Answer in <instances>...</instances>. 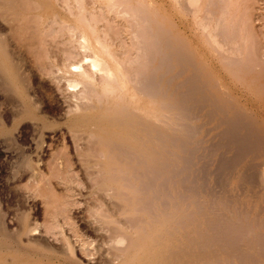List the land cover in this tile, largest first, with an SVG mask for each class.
Instances as JSON below:
<instances>
[{
  "label": "bare ground",
  "instance_id": "obj_1",
  "mask_svg": "<svg viewBox=\"0 0 264 264\" xmlns=\"http://www.w3.org/2000/svg\"><path fill=\"white\" fill-rule=\"evenodd\" d=\"M47 96L88 199L72 216L60 195L46 201L43 229L31 198L15 194L12 207L0 186V264H28L27 248L37 264H264V0H0V128L14 131L10 111L16 130L0 142L17 162L8 188L43 182L45 126L25 146L19 125L48 118ZM241 192L235 208L229 194ZM229 221L239 232L227 240L217 227Z\"/></svg>",
  "mask_w": 264,
  "mask_h": 264
},
{
  "label": "rangeland",
  "instance_id": "obj_2",
  "mask_svg": "<svg viewBox=\"0 0 264 264\" xmlns=\"http://www.w3.org/2000/svg\"><path fill=\"white\" fill-rule=\"evenodd\" d=\"M226 82L228 83V84H232V82L228 79V78H226ZM52 85V84H51ZM54 85V84H53ZM45 87H46V89H50L48 86H46L45 85ZM235 87V86H234ZM236 92H238L239 94H241V95H243V97H242V99L243 100H245L244 102L247 104V106L250 108H252V109H259V108H261L262 106H261V104L259 103V101H257L256 99H255V97H253L251 94L249 95V94H245L244 92H243V90L242 89H240V88H237L236 87ZM241 90V91H240ZM63 91V92H62ZM50 93L52 92V90L50 89V91H49ZM54 94L56 95V97L57 98H59L62 102H64L65 101V95H67L66 93V91H64V89L63 88H59L57 85H54ZM47 97H49V96H47ZM46 97V99H47V106L48 107H50V108H52V111H51V113H49L48 115H47V117L49 118H46V116H38L39 118L38 119H35L36 121H34V120H31L30 118H25V119H23V120H21V122H20V127H21V129H23L22 130V132H23V139H25L24 140V142H25V146H35V142H33V141H35V140H33L34 138H36L37 136H39L40 135V131H38L39 130V128H41V126H42V124H44V126L45 127H43L42 129L45 131L44 133H45V140H46V142L44 143V146H43V148H42V150H36V149H34L33 151V155L34 156H36L35 154L38 152V153H40L41 152V154H42V157H43V161H42V163H40L41 165H39L40 166V171L39 172H41V173H39V177H37L39 180H41V181H43V182H41V185L39 186V185H37L36 186V184H37V181H34L33 180V178H25V179H23L21 182H19V183H17L19 186H17L16 187V190H14L15 188H8V182H9V184H10V182H12L13 183V181H12V179L11 180H7V178L8 179H10V178H12L13 176L12 175H10L11 173V169L12 168H14L15 167V165L17 164V162L15 161V160H9L8 161V158L6 157V156H4V153L2 152V153H0V186H3L4 187V189L6 190V192H8V194H9V192H10V196L8 195V194H6V198L7 197H9V200H10V204H11V206L13 207V204H14V206L16 207V196H15V194L16 195H18L19 194V196H21V194L24 192V193H26L25 195L26 196H28V197H30L31 198V201H29L30 202V205H32V207H34V210L36 211V212H38V217H39V220H40V223L42 224V226L44 227V225H45V215H46V206L45 205H47V202L51 199V200H54L56 197H57V195L59 196V198L57 197L55 200H58V201H64L65 203H68L67 205H65L64 207H66V206H70V205H72V207L71 208H75V209H69L70 210V212H69V210L67 209V211H66V215L67 216H72L73 215V212H74V210H76L77 211V209L79 210V208H77L78 206H81V209L82 208H84L85 207V203L87 202V196H85V197H82V196H80L79 194H77V191H76V188H77V186H78V188H80V189H82V190H84V188H82L83 187V183H82V180H80L79 178H80V174H79V172H81L80 171V167H79V165H78V163L76 164V163H74V162H72V160L74 161V158H73V156L72 155H74L73 153H72V151L70 150L71 148H70V146H69V144H67V140H60V139H55V137H54V135H53V130H51L50 129V127L51 126H55V127H57V126H59V125H61L62 123H60L59 124V122H54L53 121V119L54 120H58V118L60 117V111H61V107H59L60 105H58V103L56 104V102H55V99H53V98H51V97H49V98H47ZM63 98V99H62ZM54 101L53 103L51 102V101ZM54 105H52V104ZM258 103V104H257ZM51 104V105H50ZM50 105V106H49ZM9 106H11V105H9ZM56 106H58V107H56ZM260 106V107H259ZM54 109V110H53ZM11 112L9 111V114H8V116H10V117H8V118H6V121H7V123H8V125L11 127V128H14V131H9V132H4L3 130H1V128H0V132L1 131H3V132H1V134H0V142L3 140V136H6L7 134L9 135H11L12 133H15L16 132V130H15V127L14 126H12V121H11V115L12 114H10ZM261 114H263L261 117L263 118L264 117V112H261ZM52 115V116H51ZM59 116V117H58ZM42 117H45V118H43L42 119ZM55 117V118H54ZM47 119V120H46ZM52 121H51V120ZM48 120H49V122H48ZM38 121L40 122V123H38ZM45 121V122H44ZM36 122V123H35ZM52 122V123H51ZM62 126L63 125H61V127H57L56 128V130L58 131V136L59 135H61V136H63V134H62V132L64 131L63 129H62ZM1 127V126H0ZM5 128V127H4ZM59 130H61V131H59ZM5 134V135H4ZM35 134H36V136H35ZM47 134V135H46ZM53 135V136H52ZM54 137V138H53ZM50 138V139H49ZM56 138H57V136H56ZM27 139V140H26ZM28 141V142H27ZM31 143H30V142ZM50 145V146H49ZM66 148V149H65ZM1 150L2 149H0V152H1ZM45 150V151H44ZM56 150V151H55ZM35 151H37V152H35ZM59 151V152H58ZM70 151V152H69ZM48 152V153H47ZM54 154H53V153ZM64 152V153H63ZM70 153V154H69ZM58 154V156H62L63 157V159L65 160H63L64 161V164L65 165H63V167H64V169L66 170V172H63V169H62V166H55V167H52L53 165L51 164V162L53 161V159H56L55 157H57L56 155ZM2 155V156H1ZM3 156H4V159H2L3 158ZM51 156V157H50ZM69 156H71V157H69ZM6 157V158H5ZM51 158V159H50ZM72 158V159H71ZM6 159V160H5ZM4 160V161H3ZM3 161V162H2ZM67 162H68V164H67ZM11 163V164H10ZM43 163H45V164H43ZM75 165V166H74ZM78 165V166H77ZM42 166V167H41ZM66 166V167H65ZM77 167H79V168H77ZM43 168V169H42ZM58 168V169H57ZM72 168V169H71ZM76 168V169H75ZM42 169V170H41ZM53 169V170H52ZM56 171H55V170ZM51 170V171H50ZM47 172V173H46ZM52 172V173H51ZM37 173V174H38ZM60 173V174H59ZM65 173H67L69 176H71L72 177V179H73V184H71V185H68V187H67V185L64 183V179L62 178V176H66V174ZM216 173H217V171L216 172H214L213 174H214V176L212 177V179L215 181V179H217V176H218V173H217V175H216ZM11 176V177H8L9 175ZM64 174V175H63ZM7 175V176H6ZM44 175V176H43ZM67 175V176H68ZM38 176V175H37ZM51 176V177H50ZM59 176H61L60 178H58ZM77 176V177H76ZM78 176H79V178H78ZM4 177V178H3ZM43 177V178H42ZM214 177H216L215 179H214ZM51 178H52V180H54L53 182H51V181H49L48 179H50L51 180ZM76 178H78V179H76ZM56 179V180H55ZM28 180H29V182H28ZM78 180V181H77ZM213 180H212V182H211V186L212 187H214L215 189V193L216 194H218L217 192H219V189H217L218 187H216V184L214 183V185H213ZM8 181V182H7ZM55 181H56V183H55ZM57 181H60V182H58L57 183ZM63 181V182H62ZM50 182V183H49ZM35 183V184H34ZM46 183H48V184H46ZM32 184H33V186H32ZM45 184V185H44ZM66 186H65V185ZM76 184V185H75ZM80 184V185H79ZM82 184V185H81ZM49 185V186H48ZM61 185V186H60ZM62 185H64L63 187H62ZM13 186V184H11V187ZM24 186V187H23ZM28 186V187H27ZM33 187V188H31V187ZM51 186V187H50ZM73 186V187H72ZM49 187V188H48ZM70 187V188H69ZM37 188V189H36ZM41 189V190H39V189ZM46 190H45V189ZM53 188V189H52ZM56 188H58V189H56ZM209 188V187H208ZM9 189H11V190H9ZM18 189V190H17ZM36 189V191H34ZM54 189H55V192H54ZM62 189V190H61ZM75 189V190H74ZM31 190V191H30ZM37 190H38V192L40 191V195L38 194V192H37ZM49 190H50V192H49ZM72 190H73V192H72ZM17 191H19V192H17ZM34 191V192H33ZM46 191H48V192H45ZM64 191V192H63ZM65 191L67 192V193H65ZM74 191H76V193L74 192ZM204 191H207L208 192V190L206 189V190H204ZM20 192H22V193H20ZM44 192V193H43ZM52 192H54V194H52ZM70 193H71V195H70ZM220 193V192H219ZM243 192H241V193H239V195L240 194H242ZM30 194V195H29ZM51 194V195H50ZM220 194H223V193H220ZM237 194V193H236ZM236 194H235V196H236ZM34 195V196H33ZM44 196V197H42V196ZM48 195V196H47ZM61 195H63L62 197V199H61ZM75 195V196H74ZM79 195V196H78ZM230 195V198H233L234 200H231V203H234V207L235 208H238L237 206H240V203H239V205L237 204V202H236V200L238 201V199H240L241 200V198L245 195V194H243L242 195V197H241V195L239 196V198L237 197L238 196V194H237V196L236 197H234V193H232V197H231V194H229ZM14 196V197H13ZM37 198H36V197ZM45 196H46V198H48L47 200H45L46 198H45ZM54 197V198H53ZM73 197V198H72ZM68 198V199H67ZM72 200H71V199ZM40 199H42V200H40ZM44 199V200H43ZM168 198H165V201H164V204H166V205H168L169 203V199L167 200ZM33 200V201H32ZM66 200V201H65ZM77 200V201H76ZM239 200V201H240ZM44 201V202H43ZM47 201V202H46ZM233 201V202H232ZM46 202V203H45ZM74 202V203H73ZM81 202V203H80ZM241 202V201H240ZM43 203H44V205H43ZM74 205H73V204ZM76 203L78 204V205H76ZM84 203V204H83ZM44 208V209H43ZM77 208V209H76ZM170 211V210H169ZM41 212V213H40ZM43 213V214H42ZM226 213V214H225ZM224 214H222L223 216V218H227V216H228V218L231 216V214H230V212H228V211H226ZM228 213H229V215H228ZM70 214V215H69ZM239 214V212L236 214V215H238ZM227 215V216H226ZM232 217V216H231ZM234 217V216H233ZM63 218V217H62ZM44 219V220H43ZM230 219V218H229ZM42 220V221H41ZM9 221H10V219H9ZM63 221H64V219H63ZM235 221H237L239 224H240V222L238 221V220H235ZM69 222H70V225L69 224H67V225H69V226H66V228L68 229L67 231H68V233L69 234H72L73 232V230L71 231V229L69 230V227H72L73 229H76L77 227H75L74 228V226H77L76 224V222H75V220L74 219H69ZM230 223H229V226L228 225H226V226H224V225H219L218 227H217V230H218V232L221 234V233H224L225 231V233H224V238L225 239H231V235L232 234H235V233H237V231H238V229H239V225H238V223L237 222H232V221H229ZM67 223H68V221H67ZM234 223V224H233ZM73 224V225H72ZM42 227V228H43ZM227 228H229V229H227ZM43 229H45V227L43 228ZM222 230V231H221ZM221 231V232H220ZM231 231V232H230ZM233 231V232H232ZM58 231H56V234H53L52 232H50V233H47L46 231H44V235L46 234V237L47 236H49V238H51L50 240L51 241H56V237H60L61 238V235H60V233L58 234L57 233ZM228 232V233H227ZM230 232V233H229ZM239 232V231H238ZM39 233H37V235H38ZM48 234V235H47ZM58 234V235H57ZM229 234V235H228ZM54 235V236H53ZM54 237V238H53ZM230 237V238H229ZM55 239V240H54ZM87 240V241H86ZM90 241H91V238H87V236H85V239H84V242H85V244H86V242L88 243V245L90 244ZM5 242L6 243H10L11 245H13V246H15L16 245V247H19L20 248V250L22 251V249H23V251L22 252H24V249H26V246L25 247H22V246H24V245H22V244H20V245H22V246H20L18 243H16L15 241H13V242H11V240L10 239H6L5 238ZM8 243V244H9ZM88 245H85L84 247H82L83 248V251H84V255L87 257L89 254H90V250H88L89 248H87L86 250H85V248L86 247H88ZM89 247H90V245H89ZM78 249H79V247H78ZM80 250V249H79ZM31 252V253H28L29 254V256L27 255V256H21V257H25L24 259L23 258H21V257H18V260H19V263H24V262H28V264H37L36 263V259L38 260L40 257H42L40 254H39V252L37 251V250H35V249H26L25 250V252ZM35 251V252H34ZM82 251V252H83ZM33 253H35V254H39L38 256H40L39 258H38V256L36 255L35 256V254H33ZM86 253V254H85ZM31 254V255H30ZM32 255H34V257L32 256ZM35 257H36V259H35ZM89 257V256H88ZM87 257V258H88ZM93 257V256H92ZM91 257V258H92ZM21 258V259H20ZM87 258H86V260H87ZM28 259V260H27ZM30 259V260H29ZM50 259H51V261H50ZM90 259V257L88 258V260ZM48 260V261H47ZM60 260V261H59ZM41 261H42V259H41ZM44 261V262H43ZM43 263H56V264H60L61 263V259H59V258H57L56 256H51L49 259H43ZM46 261V262H45ZM54 261V262H53ZM58 261V262H57ZM63 261V260H62ZM38 262V261H37ZM39 262H40V259H39ZM38 262V263H39ZM42 262L40 263V264H42ZM61 264H65V262H62Z\"/></svg>",
  "mask_w": 264,
  "mask_h": 264
}]
</instances>
